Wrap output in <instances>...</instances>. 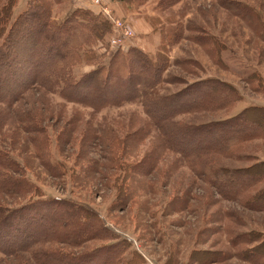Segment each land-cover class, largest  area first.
I'll use <instances>...</instances> for the list:
<instances>
[{
    "label": "rangeland",
    "instance_id": "374dc122",
    "mask_svg": "<svg viewBox=\"0 0 264 264\" xmlns=\"http://www.w3.org/2000/svg\"><path fill=\"white\" fill-rule=\"evenodd\" d=\"M27 1L16 0L13 16L26 8ZM64 4L54 6L57 22L71 12L65 11ZM133 8L145 13L158 35L155 38L159 37L154 52L142 51L157 60L165 58L161 77L165 83L158 90L162 96L176 93L172 106L206 92L199 87L203 82L234 90L229 92L234 101L227 109L174 116L182 126L225 119L247 106L264 107V0H135ZM46 37L40 38L42 46L37 36L17 40L13 76L0 74L3 92L30 76L32 65L44 57ZM127 49L137 48L128 40L122 47L110 46L108 36L92 47L101 58ZM92 67V63H76L72 76L79 78ZM18 105L10 111L0 105V138L8 139L13 157L28 167L23 165L25 178L41 193L34 201L62 203L52 205L42 223L59 215L63 223H71L74 211H81L85 222L92 224L91 235L79 246L33 242V234L23 231L30 215L23 212L18 223L0 228V240L13 239L22 230L15 241L21 243L20 248L30 242V249L12 255L0 251V264H39L32 252L45 255L54 248L67 256H54L59 258L54 259L57 264H103L117 251L123 252L124 260L135 259L136 254L140 264H264V206L257 203L264 199V179L239 197L222 184L227 181L234 186L236 177L264 170V138L248 140L226 155H205L195 167L191 158H184L164 141L165 133L177 130L164 121L162 127L153 125L138 103L105 106L96 113L34 91ZM171 105L159 103L154 109L170 113ZM33 115L47 127L49 163L55 170L39 164L27 137L32 131L21 130L32 124ZM256 117L264 119V112L253 114ZM91 130L99 140L89 146ZM199 131L197 140L186 142L187 147H214L218 139H210L209 134L223 130ZM205 163L218 170L206 175L201 169ZM24 196H2L0 202L12 208L25 204ZM48 210L40 207L33 214L40 219L39 226ZM44 229L41 225L39 231ZM9 243L0 245L7 249Z\"/></svg>",
    "mask_w": 264,
    "mask_h": 264
},
{
    "label": "trees",
    "instance_id": "16d2710c",
    "mask_svg": "<svg viewBox=\"0 0 264 264\" xmlns=\"http://www.w3.org/2000/svg\"><path fill=\"white\" fill-rule=\"evenodd\" d=\"M64 1L66 0H28L26 8L20 10L15 16H13V8L16 0H6L0 3V74L3 77L13 76L14 54L18 53L19 50V47L16 46L17 40L24 41L32 36H37L39 45L42 46L40 38L44 34L47 36L45 38L44 57L41 58L42 60L40 59L36 66L33 67L32 65L31 77L24 79L19 86L5 93L1 90L4 82L3 77L0 76L1 108L8 111L17 110L19 107L18 102L34 91H43L65 102L92 109L96 113L105 106H120L122 103L135 102L140 104L143 112L149 115L153 125L155 123L161 124L164 121L165 125H171L175 131L177 130L178 133L173 132V130L170 131V134L164 132V141L168 147L184 156V158H191L195 167L197 166L196 163L203 161L200 158L205 155L210 153L226 155L233 148L248 140L264 138V119L253 118V114L264 112V107L258 106L244 107L235 115L225 119H218L193 127L182 126L173 119L174 116L179 113L209 112L211 108L214 110L227 109L232 106L234 101H232L229 92L233 93L234 90L221 84L218 86L217 82H203L200 83L199 87L206 89V92L201 93V95L199 93L192 94L189 102L179 104V107L172 106L171 102L174 100L176 93L174 96L173 94L162 96L158 90L159 86L165 83L161 78L165 58L157 60L152 54L145 53L139 48L127 49L125 52L115 51L101 58L92 50V47L95 42L102 43L104 37L109 35L111 23L104 16L82 8L71 9V12H68L62 18V21L57 22L53 15L54 6L64 3ZM17 35H19V38ZM80 62L92 63L93 67L88 72L81 74L79 78L73 77V67ZM84 90L85 94L83 93ZM159 103L171 105L173 108L169 106L172 109L170 113H162L154 109ZM172 103L175 104V102ZM154 116H157L158 119H155ZM33 117L32 124L29 127H22L21 130L28 133L32 131L27 137L31 140L30 143L34 149L36 159L40 161L39 164L47 170H55L49 163L47 127L42 125L39 119L36 120L35 115ZM20 120L25 119L20 118ZM212 127L223 130L220 133L212 132L209 134L210 139H218L216 146L210 147L209 144H205L197 149L187 147L186 142L197 140L196 133H199V130ZM173 133L179 134L176 139H173ZM7 140V138H0V197L25 195L24 197L27 199L24 201L25 204L12 208L0 202V228L12 221L18 223L21 220L19 215L25 212L30 215L27 218L25 217L27 223L23 231L26 235L33 234V242L49 241L65 246H79L91 235L92 224L85 222L87 218L81 211L78 213L74 211L71 216V223H63L59 220L60 215L52 217L53 221H43L42 223V220L50 216L48 209H52V205H61L62 203L53 200H48L49 202L47 200L34 201L35 195L40 196L41 193H38L37 187L25 178L23 167L27 166L25 164H23L24 166L21 165L13 157L12 148L6 145H9ZM89 140L91 141L88 144L89 146L99 140L95 130H91ZM55 166L58 169L61 168L57 163ZM215 168L216 166L208 167L205 163L201 169L209 176L212 171H215ZM92 169L95 170L93 165ZM216 170L218 169L216 168ZM235 179L237 184L234 186L227 181L222 182V184L227 187L228 193H233L238 197L244 196L249 191L255 190L256 184L264 179V170H256ZM257 203L264 206V199ZM40 207L48 210L41 218L40 226L42 225L45 228L42 232L39 231L40 219L34 217ZM23 231L17 232L13 239H9V237L1 239L0 244L7 245L6 243L10 242V247L6 249L1 247L3 245H0V251L12 255L30 249V246H28L30 242L20 248L18 244L21 243L15 241L20 233H24ZM110 249L111 247L107 248L106 253ZM38 252L35 250L32 253L39 264H51L49 263L50 260L52 263L57 264L54 259L67 257L58 248H54L52 252L48 250L45 255L36 254ZM134 256L135 259L124 260L123 252L118 254L117 251L110 259H106L103 264H140L138 256L136 254Z\"/></svg>",
    "mask_w": 264,
    "mask_h": 264
},
{
    "label": "crops",
    "instance_id": "0c3cea01",
    "mask_svg": "<svg viewBox=\"0 0 264 264\" xmlns=\"http://www.w3.org/2000/svg\"><path fill=\"white\" fill-rule=\"evenodd\" d=\"M102 2L112 11L116 18L119 19L123 17L130 22L129 25L132 30H134V35L129 40L131 45L144 51L154 52L159 43V37L155 38L158 35L149 21L145 19V13H142L139 9L133 8L135 0H102ZM64 5L66 6L65 11L82 8L90 10L95 14H100L99 7L92 5L89 0H66ZM65 15L66 14H64V16ZM64 16L61 18H64Z\"/></svg>",
    "mask_w": 264,
    "mask_h": 264
},
{
    "label": "built area",
    "instance_id": "2783aa9c",
    "mask_svg": "<svg viewBox=\"0 0 264 264\" xmlns=\"http://www.w3.org/2000/svg\"><path fill=\"white\" fill-rule=\"evenodd\" d=\"M92 5L99 7L100 14L111 23V31L108 35V42L110 46L122 47L126 41L133 37L134 31L126 22L116 18L112 11L102 2V0H89Z\"/></svg>",
    "mask_w": 264,
    "mask_h": 264
}]
</instances>
